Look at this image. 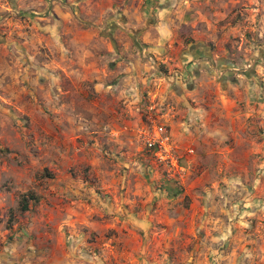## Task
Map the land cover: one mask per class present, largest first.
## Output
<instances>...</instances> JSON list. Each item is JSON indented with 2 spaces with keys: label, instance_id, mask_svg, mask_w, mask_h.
<instances>
[{
  "label": "rangeland",
  "instance_id": "374dc122",
  "mask_svg": "<svg viewBox=\"0 0 264 264\" xmlns=\"http://www.w3.org/2000/svg\"><path fill=\"white\" fill-rule=\"evenodd\" d=\"M178 2L190 32L164 61L145 47L116 56L119 17L100 0H0V264H264V0ZM190 49L207 59L187 97L209 136L168 178L137 130L167 125L175 97L157 104L156 91L180 88ZM176 189L189 232L158 246L157 223L122 251L123 205L152 212Z\"/></svg>",
  "mask_w": 264,
  "mask_h": 264
},
{
  "label": "crops",
  "instance_id": "0c3cea01",
  "mask_svg": "<svg viewBox=\"0 0 264 264\" xmlns=\"http://www.w3.org/2000/svg\"><path fill=\"white\" fill-rule=\"evenodd\" d=\"M100 2V14L115 10L121 19V21L119 19L114 20L115 22L113 21L108 26V30L111 34L113 33L110 36L111 41L114 42L113 39H115L118 42L117 47L120 46L121 48L119 51H115L116 56L118 53L119 55L128 54L133 46L139 47L141 50L145 47L149 51H159L163 55L162 57H166L171 53L169 48L173 49L176 42L183 46V41L190 32V25L186 21L187 13L181 8L182 3H179L178 0H100ZM141 2L144 5H141ZM191 49L186 56H181L177 63L180 69L179 74H176L179 81L173 79L170 81L171 83L174 81L175 87L180 88H175L173 95L169 93L168 88L163 89L162 92V88L156 91L159 101L157 104L164 105L163 100L166 101L168 98L175 97L173 100L176 110L173 106L169 108L164 106L162 110H164V120L167 121L172 137L182 156L190 153L189 150L194 151L191 146L196 140L205 141L209 136L210 129L207 123V111L201 107L191 106L192 104L189 103L187 97L196 93V85L193 84L195 81L200 82L204 76L203 72L207 68V59L206 61L197 59L202 54L195 56V52ZM164 50H166L165 53ZM167 58L170 59L166 57L164 61H168ZM141 78L144 82L150 80L146 75ZM176 116L177 118H175ZM188 157L190 155L187 154L186 158ZM163 191L160 193L162 198L158 201V204L162 205L163 208L152 212L148 210V207L134 210L133 204L130 205L129 209L123 205L122 217L112 223V226L119 233L115 239L120 241L123 247L122 251H124V247L131 246L132 238L135 237L134 240H138L136 236L139 234L142 233L141 235L147 236L151 232L156 233L152 228H156L157 223L161 224L160 229L161 234H163V239H160L158 246L165 241L166 236L168 239L171 236L174 239L180 238L183 231L189 230L182 226L183 216L178 214L175 209L171 210L170 201L174 198L173 195L169 196V194H165L166 191ZM183 192L186 193L187 191ZM176 193L175 196L178 197L182 192L177 190ZM172 211L174 213H171ZM115 212L117 211L115 210ZM117 216L115 217L117 218ZM117 223L120 225L117 226ZM153 238L156 240V237Z\"/></svg>",
  "mask_w": 264,
  "mask_h": 264
},
{
  "label": "built area",
  "instance_id": "2783aa9c",
  "mask_svg": "<svg viewBox=\"0 0 264 264\" xmlns=\"http://www.w3.org/2000/svg\"><path fill=\"white\" fill-rule=\"evenodd\" d=\"M137 138L149 158L162 168L168 178H176L183 174L184 167L180 161L179 147L167 125L150 119L138 128Z\"/></svg>",
  "mask_w": 264,
  "mask_h": 264
},
{
  "label": "trees",
  "instance_id": "16d2710c",
  "mask_svg": "<svg viewBox=\"0 0 264 264\" xmlns=\"http://www.w3.org/2000/svg\"><path fill=\"white\" fill-rule=\"evenodd\" d=\"M200 47H202V45L200 44ZM206 48V47H205ZM177 190L174 191L173 196L177 195ZM29 199H35L34 195L32 193H27V194H23L20 197V209L25 211L28 209V200Z\"/></svg>",
  "mask_w": 264,
  "mask_h": 264
}]
</instances>
